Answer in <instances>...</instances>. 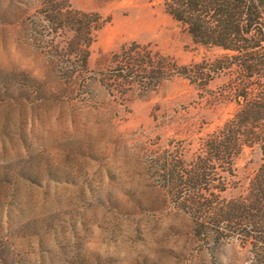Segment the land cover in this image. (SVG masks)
<instances>
[{"label": "rangeland", "instance_id": "1", "mask_svg": "<svg viewBox=\"0 0 264 264\" xmlns=\"http://www.w3.org/2000/svg\"><path fill=\"white\" fill-rule=\"evenodd\" d=\"M65 2L98 18L85 67L43 0H0V264H245L234 241L197 234L184 200L244 192L257 143L207 163L201 189L182 183L238 108L241 74L200 75L224 52L192 43L162 0ZM134 44L193 73L115 88Z\"/></svg>", "mask_w": 264, "mask_h": 264}, {"label": "trees", "instance_id": "2", "mask_svg": "<svg viewBox=\"0 0 264 264\" xmlns=\"http://www.w3.org/2000/svg\"><path fill=\"white\" fill-rule=\"evenodd\" d=\"M65 1L43 0L45 19L71 31L67 49L74 47L80 66L85 67L98 18L71 9ZM162 6L185 28L192 43L224 52L209 64L200 63V75L208 80L211 71L235 68L243 81L234 94L238 108L205 142L206 154L193 163L182 183L201 189L206 185L201 181L205 165L222 159L229 162L243 146L257 143L262 156L244 192L220 200L214 194L184 200L195 231L214 242L234 241L246 255L245 264H264V0H162ZM135 47L124 48L122 66L109 73L113 87L135 83L146 90L165 76L188 79L193 73L187 66L171 67L165 58H133Z\"/></svg>", "mask_w": 264, "mask_h": 264}]
</instances>
